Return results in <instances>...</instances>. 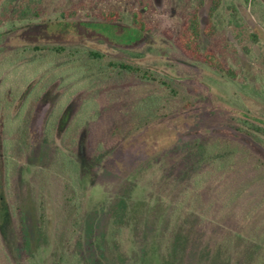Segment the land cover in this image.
<instances>
[{"label": "rangeland", "instance_id": "obj_1", "mask_svg": "<svg viewBox=\"0 0 264 264\" xmlns=\"http://www.w3.org/2000/svg\"><path fill=\"white\" fill-rule=\"evenodd\" d=\"M199 1L41 0L42 19L8 21L0 26V264H51L56 226L65 220L59 192L51 188L46 193V228L40 232L35 202L27 192L21 207L29 244L19 251L9 172L21 168L18 178L27 185L33 171L60 146L65 127L87 104V99L101 94L104 108L109 103L108 92L118 88L113 84L103 91L91 89L85 79L73 78V72L62 73L55 68L58 64L40 63L35 56L16 60V49L36 45L95 49L114 60L158 73L179 93L178 105L167 116L155 119L128 137L99 163L88 159L87 138L94 139V133L100 138L101 121H97L96 113L83 118V126H89L92 134L89 136L83 130L77 151L68 156L84 222V251L79 253L73 246L59 249L60 264H94L100 258L101 264H180V251L175 258L171 247L172 235H165L167 227L179 223L178 230L181 225L189 229V223L198 220L189 216L191 212L201 214L198 192L210 186L218 175L204 179L199 187L195 185V171L187 173L185 169L189 144L207 143L214 137L228 138L250 147L256 158L264 162V147L248 135L250 131L243 123L248 120L264 126V0H220L213 18L215 37H201L202 50L215 51L236 73L235 79L188 59L165 36L166 32L178 33L184 17ZM213 1L203 0L199 11L204 30ZM78 3L82 7L76 19H59L62 10ZM233 9L237 12L235 19ZM111 10L122 15L120 23L93 21L96 13ZM137 10L154 29L152 32L142 33L132 27V13ZM251 34L255 35L254 40ZM38 83L41 86L30 94L31 86ZM38 93L42 97L34 103ZM142 93L134 92V96ZM28 122L33 134V154L23 159L15 156L6 144L8 134L16 133ZM48 124L54 128L45 146L41 140ZM186 197L190 200L185 201ZM120 200L125 219L119 234L113 235L109 215ZM103 218L104 224L98 228ZM258 220L264 221V209ZM88 226L99 248L108 244L104 258L97 248L95 252L85 251ZM193 236L191 231L190 237ZM101 238L106 239L105 243ZM113 240L119 241L118 251L113 248Z\"/></svg>", "mask_w": 264, "mask_h": 264}, {"label": "trees", "instance_id": "obj_2", "mask_svg": "<svg viewBox=\"0 0 264 264\" xmlns=\"http://www.w3.org/2000/svg\"><path fill=\"white\" fill-rule=\"evenodd\" d=\"M220 3V0L213 1L205 30L202 28L199 14L203 7V0H200L198 5L184 17L178 33L174 35L166 32L165 36L173 40L174 45L188 59L202 62L223 76L235 79L236 73L225 65L216 52L202 50L200 43L202 35L211 39L215 37L216 26L213 18ZM81 5L82 3H78L71 9L62 10L59 19L62 21L76 19ZM40 6L41 0H3L0 5V26L8 21L42 19L43 11ZM236 14L233 9L234 19ZM93 17L95 18L93 21L99 24L112 25L122 21V15L116 10L101 11ZM131 25L142 33L154 30L149 27V23L139 10L132 13ZM236 25L238 26L237 22ZM254 38L255 35L251 34V39ZM13 52L16 60L35 56L40 63L58 64L55 68L60 69L62 73L73 72V78L85 79L91 89L103 91L106 86L113 84L118 86L108 92L109 103L104 108L101 106V94H94L87 99V104L65 127L60 146L55 147L51 156L41 162L42 166L33 171L27 185L21 184L22 179L18 178L21 168H14L11 173L9 172L11 175L8 177V185H11L13 192L14 215L18 220L19 251L27 249L29 244L21 207L26 193L28 192L35 202L38 230L43 232L47 219L46 193L51 188L59 192L58 197L62 200L65 220H61L56 226V242L51 264H60L59 249L73 246L79 253L84 251L82 237L84 222L81 205L76 197L74 177L70 173L72 161L68 156V153L77 151L83 130L89 136L92 134L91 128H87L89 126H86L87 129L83 126V118L88 117L90 113H96L97 121H101L100 138H96V133L94 139L87 138L88 159L92 163H99L128 137L145 128L155 119L167 116L178 105L176 99L179 93L169 80L158 73L133 63L114 60L95 49L36 45L22 47ZM39 84L31 86L29 93L31 94L36 87L39 88L41 86ZM134 92H143V95L136 97ZM41 97L42 95L38 93L33 102L36 103ZM243 123L250 131L248 135L258 145L264 147V126L248 120ZM53 128L54 126L49 124L45 127L41 140L43 145H47L49 139L47 137L53 134ZM32 136L28 122L26 126L18 128L16 133L8 134L6 146L13 150L15 156L29 159L33 154ZM97 139L99 143L94 146L93 143ZM187 149L185 169L187 173L195 171L196 186L199 187L205 182L204 179L216 173L218 175L211 182V187L208 186L198 192L201 214L196 216L195 212L189 211L190 218L198 219L189 223L190 230L184 225L178 230L179 223L172 228L167 227L165 235L169 233L173 237L171 247L174 257L177 258V253L180 251V264H264V221L258 220L259 213L264 209V162L256 158L250 147L228 138L214 137L207 143L194 142L189 144ZM7 155L10 157L9 154ZM208 167L214 169L213 172L207 170ZM240 189L242 191L239 193ZM184 199L190 200L187 197ZM109 217H112L113 235L119 234L118 231L125 219V208L121 200L112 209ZM104 220L103 218L99 222L98 228H101ZM88 227V236L86 240L84 239L85 251L95 252L97 248L103 257L109 251V246L102 244L103 248H99L96 240L94 241L95 237H92L94 234L91 226ZM106 228L107 226H104L103 230ZM191 231L195 235L192 238ZM105 240L101 238L102 243H105ZM112 245L114 250L118 251L119 241L113 240ZM120 259L122 258L119 257ZM101 260V258L100 261L95 259L94 264L103 263Z\"/></svg>", "mask_w": 264, "mask_h": 264}]
</instances>
